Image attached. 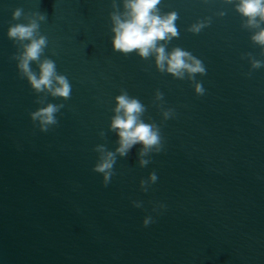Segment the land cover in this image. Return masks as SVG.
<instances>
[{"label": "water", "instance_id": "1", "mask_svg": "<svg viewBox=\"0 0 264 264\" xmlns=\"http://www.w3.org/2000/svg\"><path fill=\"white\" fill-rule=\"evenodd\" d=\"M159 7L179 16L166 51L181 47L206 68L195 81L159 71L155 55L115 51L113 0H0V264H264V66L247 55L264 61L251 39L258 29L242 27L226 0ZM16 8L46 15L41 60L67 76L70 99L37 93L21 76L7 34L27 23L13 19ZM207 18L199 33L188 30ZM122 90L146 106L142 119L160 127L163 147L143 167L142 145L117 154L105 186L95 147L119 146L110 124ZM47 103L64 107L41 131L30 113Z\"/></svg>", "mask_w": 264, "mask_h": 264}, {"label": "clouds", "instance_id": "2", "mask_svg": "<svg viewBox=\"0 0 264 264\" xmlns=\"http://www.w3.org/2000/svg\"><path fill=\"white\" fill-rule=\"evenodd\" d=\"M227 3H234L236 11L243 18L242 27L247 29H258L251 39L264 48V0H226ZM161 0H123L124 10L119 11L118 5L113 0V7L116 11L111 13L113 22L112 31L115 33L112 43L115 51L125 55L136 52L140 57L147 59L155 55L156 66L161 72H167L179 79L188 78L195 81V74H206L203 62L194 56L190 51L181 47H175L171 52L166 51L162 41L169 42L174 37H179V30L175 21L179 19L176 11L162 13L159 5ZM22 15L27 23H15L10 25L8 36L18 45V51L13 59L18 61V69L22 77H26L32 88L41 93L47 91L53 97L70 99L72 85L64 74L57 72L54 60L45 57L41 60L45 48L48 45V38L40 33V22L47 19L45 14L34 12L25 14L22 8H16L13 12V19L19 20ZM220 16L225 12H220ZM211 23V18L200 20L189 27V31L199 33L205 26ZM252 68L264 66V61L255 59L251 53ZM36 62L39 73L35 72L31 65ZM250 75V73H249ZM195 91L203 95L205 89L201 82H195ZM156 99H163V93L156 92ZM115 115L111 118L110 129L118 134V147L115 151H109L104 144H98L95 151L101 153L94 171L103 174V183L107 186L115 174L113 166L120 157H126L135 145H142L139 156V164L147 166L149 159L143 157L155 151L162 150V136L160 127L155 123H146L142 117L146 106L135 97L129 96L126 90L115 97ZM41 103V101H37ZM63 104L47 103L30 113L33 122H39L41 131H48L49 126L58 123L56 113L63 108ZM174 115V110L168 108L163 110L165 120ZM103 137L105 133L100 132ZM150 179L155 183L158 179L153 171ZM146 181L141 180V188L147 191ZM150 218L144 219L147 226Z\"/></svg>", "mask_w": 264, "mask_h": 264}]
</instances>
